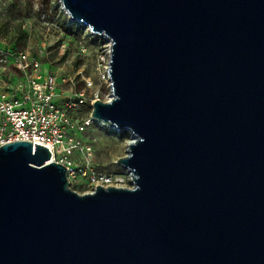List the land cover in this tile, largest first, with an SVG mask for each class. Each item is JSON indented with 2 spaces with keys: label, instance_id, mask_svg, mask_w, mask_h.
Returning a JSON list of instances; mask_svg holds the SVG:
<instances>
[{
  "label": "water",
  "instance_id": "1",
  "mask_svg": "<svg viewBox=\"0 0 264 264\" xmlns=\"http://www.w3.org/2000/svg\"><path fill=\"white\" fill-rule=\"evenodd\" d=\"M108 40L131 188L79 195L42 146H0V264H264V0H59Z\"/></svg>",
  "mask_w": 264,
  "mask_h": 264
},
{
  "label": "rangeland",
  "instance_id": "2",
  "mask_svg": "<svg viewBox=\"0 0 264 264\" xmlns=\"http://www.w3.org/2000/svg\"><path fill=\"white\" fill-rule=\"evenodd\" d=\"M54 23L59 28H54ZM19 26L24 33L21 49L38 57V74L54 76L59 83L56 92L60 95L55 103L62 104L70 89L83 93V102H77L73 113L78 119H87L94 96L101 101L109 99L107 78H102L107 66L108 43L102 36L72 22L58 0H0V39L19 41L16 37ZM18 78L13 75L10 80ZM88 79L91 87L85 84ZM129 137L127 131L117 132L93 122L78 135L82 146L89 149L77 160V168L84 165L86 174L84 177L79 174L69 183V188L79 195L91 192L88 177L92 172H103L122 181L113 187L131 188V177L116 163L126 155Z\"/></svg>",
  "mask_w": 264,
  "mask_h": 264
},
{
  "label": "built area",
  "instance_id": "3",
  "mask_svg": "<svg viewBox=\"0 0 264 264\" xmlns=\"http://www.w3.org/2000/svg\"><path fill=\"white\" fill-rule=\"evenodd\" d=\"M52 26L59 28L55 23ZM0 43L4 44V41L0 40ZM39 65L38 57L24 49L0 47V146L27 141L47 148L50 161L64 166L70 183L79 174L82 177L86 174L84 165L77 168V160L89 149L82 146L78 135L94 121L90 117L78 119L73 113L77 102H83V93L70 89L62 104L54 102L60 95L56 92L59 83L54 76L38 74ZM13 75L19 78L10 80ZM102 78L108 81L106 67ZM85 84L87 87L92 85L89 79ZM95 100L100 99L94 96L91 104ZM88 180L89 193L96 186L113 187V184L122 182L103 172H92Z\"/></svg>",
  "mask_w": 264,
  "mask_h": 264
},
{
  "label": "trees",
  "instance_id": "4",
  "mask_svg": "<svg viewBox=\"0 0 264 264\" xmlns=\"http://www.w3.org/2000/svg\"><path fill=\"white\" fill-rule=\"evenodd\" d=\"M23 32H21L20 26L18 27V34L16 35L17 39L20 38L19 41L16 40H12L11 38H6V37H2L0 40L4 41V44L0 43V47L2 48H7L10 50H21V40L24 41V39L22 38L23 36Z\"/></svg>",
  "mask_w": 264,
  "mask_h": 264
},
{
  "label": "bare ground",
  "instance_id": "5",
  "mask_svg": "<svg viewBox=\"0 0 264 264\" xmlns=\"http://www.w3.org/2000/svg\"><path fill=\"white\" fill-rule=\"evenodd\" d=\"M59 1V0H58ZM64 11V10H63ZM65 12V11H64ZM65 14H66V12H65ZM67 15V14H66ZM105 40H106V42L108 43V40L104 37V36H102ZM109 45V44H108ZM107 81V80H106ZM107 87H108V89H109V82L107 81ZM108 98H110V89H109V96H108ZM112 129V128H111ZM117 131V130H116ZM118 132V131H117ZM130 134V133H129ZM134 140V137L130 134V137H129V139H128V141H127V143H126V145H127V147H128V145L130 144V143H132V141ZM127 150V149H126ZM126 173L128 174V176H130V173L126 170ZM131 177V176H130Z\"/></svg>",
  "mask_w": 264,
  "mask_h": 264
}]
</instances>
